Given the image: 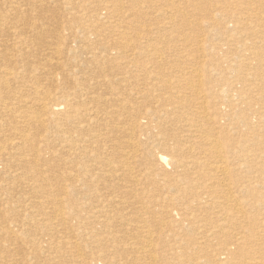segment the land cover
<instances>
[{
  "label": "bare ground",
  "instance_id": "obj_1",
  "mask_svg": "<svg viewBox=\"0 0 264 264\" xmlns=\"http://www.w3.org/2000/svg\"><path fill=\"white\" fill-rule=\"evenodd\" d=\"M263 23L0 0V264H264Z\"/></svg>",
  "mask_w": 264,
  "mask_h": 264
},
{
  "label": "rangeland",
  "instance_id": "obj_2",
  "mask_svg": "<svg viewBox=\"0 0 264 264\" xmlns=\"http://www.w3.org/2000/svg\"><path fill=\"white\" fill-rule=\"evenodd\" d=\"M222 3H223V1H222ZM195 18H198V16L197 17H195ZM161 17L160 18H158V22H157V25L156 26H161L162 28H163V26L166 24L165 22L166 21H169V20H167L166 18L165 19H163V20H165V22L164 21H161ZM165 23V24H164ZM260 28H262L263 30H264V23L261 25V26H259ZM153 30H155V29H153ZM163 31H168V27L167 28H165V29H163ZM263 46H264V44H263ZM263 49H264V47H262ZM262 50V49H261ZM236 134V133H235ZM234 137L236 138V137H239V134L237 135H234ZM241 137H239V139H240ZM235 141V140H234Z\"/></svg>",
  "mask_w": 264,
  "mask_h": 264
}]
</instances>
